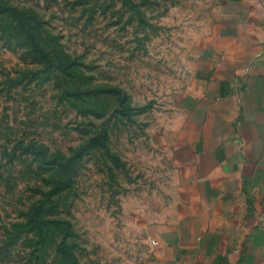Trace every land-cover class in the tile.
I'll return each mask as SVG.
<instances>
[{
	"label": "rangeland",
	"instance_id": "1",
	"mask_svg": "<svg viewBox=\"0 0 264 264\" xmlns=\"http://www.w3.org/2000/svg\"><path fill=\"white\" fill-rule=\"evenodd\" d=\"M220 1L0 0V264H160L167 145Z\"/></svg>",
	"mask_w": 264,
	"mask_h": 264
},
{
	"label": "crops",
	"instance_id": "2",
	"mask_svg": "<svg viewBox=\"0 0 264 264\" xmlns=\"http://www.w3.org/2000/svg\"><path fill=\"white\" fill-rule=\"evenodd\" d=\"M198 84L168 141L150 221L160 264H264V0H222L191 55Z\"/></svg>",
	"mask_w": 264,
	"mask_h": 264
},
{
	"label": "trees",
	"instance_id": "3",
	"mask_svg": "<svg viewBox=\"0 0 264 264\" xmlns=\"http://www.w3.org/2000/svg\"><path fill=\"white\" fill-rule=\"evenodd\" d=\"M27 38L33 48V51L42 58L43 61H49V52L45 50L43 46L39 43V41L36 39V37L33 34H28ZM65 165V163H62Z\"/></svg>",
	"mask_w": 264,
	"mask_h": 264
},
{
	"label": "built area",
	"instance_id": "4",
	"mask_svg": "<svg viewBox=\"0 0 264 264\" xmlns=\"http://www.w3.org/2000/svg\"><path fill=\"white\" fill-rule=\"evenodd\" d=\"M151 242H152L153 244H156V243H157V241H156L155 239H152Z\"/></svg>",
	"mask_w": 264,
	"mask_h": 264
}]
</instances>
